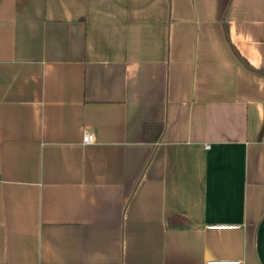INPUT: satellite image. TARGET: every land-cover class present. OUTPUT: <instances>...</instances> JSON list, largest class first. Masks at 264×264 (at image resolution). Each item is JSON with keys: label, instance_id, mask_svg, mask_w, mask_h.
Wrapping results in <instances>:
<instances>
[{"label": "crops", "instance_id": "crops-1", "mask_svg": "<svg viewBox=\"0 0 264 264\" xmlns=\"http://www.w3.org/2000/svg\"><path fill=\"white\" fill-rule=\"evenodd\" d=\"M0 264H264V0H0Z\"/></svg>", "mask_w": 264, "mask_h": 264}, {"label": "trees", "instance_id": "trees-1", "mask_svg": "<svg viewBox=\"0 0 264 264\" xmlns=\"http://www.w3.org/2000/svg\"><path fill=\"white\" fill-rule=\"evenodd\" d=\"M149 125H145V127H144L145 132L147 131V128ZM158 126H159V129L161 131L163 126H161V125H158ZM186 224H188V220L184 217H181V216H173V217L168 218V220H167V226L170 228H174V229L179 228V227H183Z\"/></svg>", "mask_w": 264, "mask_h": 264}, {"label": "built area", "instance_id": "built-area-1", "mask_svg": "<svg viewBox=\"0 0 264 264\" xmlns=\"http://www.w3.org/2000/svg\"><path fill=\"white\" fill-rule=\"evenodd\" d=\"M82 144H90L93 142V135L92 133L85 131L83 136H82V140H81Z\"/></svg>", "mask_w": 264, "mask_h": 264}]
</instances>
